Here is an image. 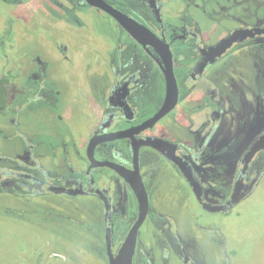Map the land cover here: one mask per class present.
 <instances>
[{
    "label": "rangeland",
    "instance_id": "374dc122",
    "mask_svg": "<svg viewBox=\"0 0 264 264\" xmlns=\"http://www.w3.org/2000/svg\"><path fill=\"white\" fill-rule=\"evenodd\" d=\"M110 1L146 23L150 19L144 0ZM187 2L190 6L195 4L206 9L205 17L208 19L202 22L206 34L201 30L205 43L221 36L222 24L223 34L243 26L264 28V0H166L165 4L175 8V11L178 8L182 11L179 6H185ZM14 3L17 4L0 0V77L4 76L18 86L7 105L21 107V110L15 116L13 109H0V156L5 157L3 163L9 162L8 165L14 167L18 158L29 162V155L36 150L46 159H51L59 147L57 139L60 134L67 140L72 133L74 138L69 141V148L76 156L77 165L84 158L85 138L89 132L85 124L83 94L74 104L77 108L75 122L65 126L58 122L57 117L60 100L58 98L57 102L55 99L59 97L55 89L58 81L43 83V86L50 88L49 92H45L49 100L38 103L27 101L30 95L24 90V85L32 71L37 69L35 61L38 59L48 62V73L57 80L70 72L78 76L80 83L84 75L87 84L90 82L86 80L87 75L94 74L90 84L96 83L107 74L104 53L107 50L101 47L107 45V41L120 40L127 46H132V42L124 37V32L113 19L90 6L75 9L73 15L81 23L77 25L69 20L65 11H60L61 5L72 10L69 0H25ZM180 11L178 14H181ZM217 12L223 14L220 20ZM231 15L238 16V23L229 19ZM177 16L165 20L169 30L180 26ZM74 41L87 45H80V54H74L73 60L67 62L61 57L65 53L59 51L58 43L69 42L71 45ZM87 46L91 47L90 51ZM97 47L101 48L98 53ZM92 56L97 57L100 64L90 63L88 59ZM134 61L147 72L148 85L142 105L147 114H151L163 96L162 77L151 59L136 55ZM192 84L194 86L186 88L180 96L178 109L161 121L159 135L169 139L172 125L174 136L190 135V130L194 131L198 125L206 122L199 113L217 118L216 111L223 104H226L225 112H230L233 108L230 105L234 101L249 109L243 114L235 112L231 123L223 116L218 129L220 139L216 149L225 148L228 154L225 159H220L221 167L216 174V179L224 182V188L207 194L206 200L220 202L232 186L240 154L250 144L264 120L259 116L264 117L263 110L257 111L259 120L255 119L254 112L261 102L257 99L258 93L264 89V35L234 43L219 60L205 69L202 78ZM29 85L36 87L35 83ZM250 94H255L254 102L247 98ZM228 95L231 99L227 98ZM54 115L56 122L51 119ZM238 119L250 122L241 128ZM186 122L190 128L185 125ZM27 141L33 145L34 151H30ZM207 155L208 151L202 150L200 158ZM203 163L205 167L210 164L204 160ZM149 165L141 163L142 175L150 174ZM151 166L155 170V178L163 186L155 192H174L170 213L176 221L175 225L167 220H160L156 224V219H146L142 224L140 233L143 239L153 240L150 252L155 264H184L179 257L180 247L203 264H264V171L254 190L226 213H210L198 206L190 189L171 164L155 156ZM106 171L113 183L111 170L98 169V172ZM6 181L9 180L0 182V264H108L103 250L101 206L94 196L45 195L19 199L16 197L17 191L8 188L9 182ZM125 199L133 202L127 189L120 188L114 200L122 202ZM168 199L169 195H166V201ZM166 249L168 252L165 253ZM198 250L202 258L198 257Z\"/></svg>",
    "mask_w": 264,
    "mask_h": 264
},
{
    "label": "flooded vegetation",
    "instance_id": "af4514ba",
    "mask_svg": "<svg viewBox=\"0 0 264 264\" xmlns=\"http://www.w3.org/2000/svg\"><path fill=\"white\" fill-rule=\"evenodd\" d=\"M69 1L72 3V10L66 9L67 7L63 8V5H61L60 11L61 13L65 11L71 22L81 25L80 20L73 13L76 7H86L88 4L84 0ZM106 1L142 23L151 31L156 39L159 41L164 40V42H157L154 39L153 41H136L112 16L98 9L113 19L122 32H124V37L132 42V46H127L125 42L120 40L116 42L107 41V45L101 47L107 50L104 51L106 54L105 60L107 59V74L104 77L98 81L96 80L95 84H90L91 80L94 79V74L87 75L86 80L90 81L87 84L85 83L84 75L80 83L78 76L69 72L57 80L48 73L47 61L36 60L37 69L32 71L31 74L29 73V77V74L27 75L28 79L24 85V90L30 95L27 99L28 102L33 101L38 103L37 101H48L49 99H46L45 92H49L50 88L43 86V83L58 81L57 88L55 89L56 94L59 96L55 97V99L57 98V102L58 98L60 100L57 115L58 122L68 126L69 122L71 124L75 122L77 108L74 104L78 102L81 94H83L82 99L86 104L84 107L86 112L85 124L89 130L85 138L84 158L82 157L83 159H80L76 165V156L70 152L69 148V141H72L74 138L72 137V133L67 140L60 134V138L57 139L59 147L55 151V157L51 159H46V157L40 155L38 150H36L29 155V162L18 158L14 162L17 166L14 167L9 166V162L6 163L5 161L3 163L2 160L5 157L0 156V182L9 180L6 181L7 183L9 182L8 188L16 190V197L19 199L23 197L41 198L45 195L94 196L101 206L103 250L107 256V261H109L108 251L113 257L119 252L122 253L123 243L137 222L140 203L134 191V184L138 186L140 181L147 196V209L135 233V245L131 256V264H155L150 252L153 240L149 238L143 239L140 233L143 227L142 224L146 222V219H156L154 221L156 224H159L160 220H167L172 225L176 223L170 213L174 204V192H155L156 189L163 187L161 181L155 178V170L151 166V162L155 156L162 158L172 165L178 176L190 189L198 206L210 213H226L235 204L230 208L219 211L205 209L204 204L219 206L231 200L232 195L239 196L245 192L244 195L246 196L254 190L260 180L264 171V149L256 151L251 157H249V149L256 139L264 134V120H262V126L259 127L257 133L249 141L250 144L243 150L236 162L232 186L230 185L226 197L220 202L206 200L207 194L214 192L216 189L224 188V182L217 180L216 174L221 167L220 159H225L228 154L225 152L227 151L225 148L221 150L216 149L220 139V137L218 139V129L223 121V116L231 123L233 121L232 115L235 112L243 114L249 110L238 101H234L233 105H230L233 107L230 112H225L224 108L226 104L220 105L216 111L217 118H214L213 115L212 117L204 116L196 110V113H199L203 122H206L198 125L194 131L190 130V135L185 137L174 136L173 125L171 126V137L169 139L159 135V132L161 121L169 113L172 114L178 109L180 99L182 98L180 96L184 90L192 88L194 86L192 83L202 78L205 69L219 60L228 48L246 38L241 41H232L224 50L220 49V47H212L236 30L261 27L243 26L233 28L223 34L222 24V27H220L221 31L219 32L221 36L213 42L205 43L202 39V31L204 32V27L202 26L204 23L202 22L207 21L208 18L205 17L206 9L204 6L201 8L195 4H191L192 6H190L187 2L185 6H179L182 11L179 8H176L177 11H175V8H170L165 4L166 0H144L150 14V19H147L146 23L143 19L136 18L130 12L118 7L115 2ZM21 2L23 3L25 0H21ZM179 11L181 14H178ZM176 15H178L181 33L177 25L175 29L169 30L165 23V20L168 21L172 17H176ZM221 18H223L222 12L219 13L218 20ZM229 19H233L235 23H238V16L231 15ZM67 33L64 35H67ZM84 44L78 41H74L71 45L69 42L58 43L60 47L59 51L65 53L61 57L67 62L69 60L72 61L73 55L78 53L80 45H87ZM88 46L87 48L90 51L91 47ZM101 48L97 47L96 53ZM136 55H143L144 58L155 62L157 71L162 77L163 96L157 102L156 108L151 114H147L144 104L142 105L144 91L148 85L146 83L148 76L144 67L140 69L138 67L139 63L134 61ZM92 59L94 61H91ZM96 59L97 57L92 56L88 60H90V63L94 62L95 65L97 62L100 64ZM167 65L170 67L175 81L176 98L174 102L171 98L166 100L167 83L165 71L167 70ZM3 77H0V79ZM30 83H35L36 87L30 86ZM2 86L4 88V104H0V109L4 111L6 108L10 109V111L13 109V114L17 116L21 107L14 105L8 107L7 103L12 99L13 90H18V86L7 78H4ZM250 95L247 98L252 99V102H254L255 94ZM227 98L231 99V96L228 95ZM257 99L262 102L258 104L260 108L257 105L256 111H254L255 119L259 120V116L264 118L261 115L257 116V111H264V89L261 90V93H258ZM244 102L247 101L244 100ZM171 104H173L172 108L151 121L162 108L165 106L169 108ZM51 119H54L56 122V115L52 116ZM248 122L250 121L243 122L238 119L241 128H244V125ZM173 124L176 127V120H174ZM205 124H210V126L207 127ZM185 125L190 128L187 122ZM27 144H29L30 151H34L33 145L29 141H27ZM202 150L203 152L208 151L206 158H200ZM203 160L210 162V164L205 167ZM141 163H148V165L150 163L149 175L144 176L141 174ZM115 166H120L119 170L124 174L118 172ZM81 168L82 170H80ZM100 168L111 170L114 178L113 183H111L110 178L107 176V171L106 173L98 172ZM211 187L215 188L212 189ZM120 188L127 189L128 196L133 201L132 203L127 199L122 202L114 200V195L119 193ZM166 195H169L167 201ZM211 206L209 207L211 208ZM106 230L109 248L108 244L106 247ZM175 241L179 245L178 240L175 239ZM177 250L179 252L178 248ZM166 251L168 252L167 249L164 250L165 253ZM180 251L179 257L184 264H203L196 257L193 259L182 247H180ZM198 257L202 258L199 250Z\"/></svg>",
    "mask_w": 264,
    "mask_h": 264
},
{
    "label": "water",
    "instance_id": "95a60500",
    "mask_svg": "<svg viewBox=\"0 0 264 264\" xmlns=\"http://www.w3.org/2000/svg\"><path fill=\"white\" fill-rule=\"evenodd\" d=\"M84 1L88 5H90L92 7H96L99 10H103L104 12H106L107 14L112 16V18H114L115 21L125 31H127L128 34L133 39H135L136 41H143V40L153 41V39H154L157 42H164V40L159 41L158 39H156L155 36L151 33V31L146 26H144L142 23H140L139 21H137L133 17L125 14L124 12L119 10L118 8L113 7L112 5L107 3L106 0H84ZM148 1H152V0H148ZM256 34H263L264 35V28H246V29L236 30L231 35L221 39L212 48H219L220 47V49L224 50L227 46H229V44L232 41H234V40L235 41H241L247 37H253ZM165 75H166V83H167L166 100L171 98V99H173V102H174V100L176 98L175 81L173 79L171 69H170V67H168V65H167V70L165 71ZM172 105L173 104H171L169 106V108L167 106L162 108L161 111L159 113H157V115L151 119V121H153L155 118H158L161 115H163L165 112H167L168 109L172 108L171 107ZM260 149H264V134L262 136L258 137L256 139V141L253 143V145L250 147V149H249L250 152L248 151L249 157H251L256 151H258ZM115 168L117 169L118 172H120L121 174H124L123 172H121L119 170V168H121L120 166H115ZM134 191H135L137 199L140 203V211H139L137 222L134 224L130 234L128 235V237L126 238V240L123 243V246H122L123 252L122 253L119 252L115 257H113L110 254V252L108 251V253H109L108 254V256H109L108 263L109 264H131V256L133 254L134 245H135V233H136L137 227L142 222V220L145 216L146 209H147V196H146L144 187L140 181H139L138 186L134 184ZM248 191H249V188H248ZM73 193H76V192H73ZM244 194H245V192H244ZM244 194L241 193L239 196H235V195L233 196L232 195L231 200H229L224 205L211 206L210 204L209 205L207 204L208 205L207 206L204 204V207H205V209H208L210 211L225 210L226 208H230V207H232V205L236 204L242 197L245 196ZM209 206H211V208ZM107 236H108V234H107V230H106L105 241H106V247L108 244V248H109V242H108Z\"/></svg>",
    "mask_w": 264,
    "mask_h": 264
},
{
    "label": "trees",
    "instance_id": "16d2710c",
    "mask_svg": "<svg viewBox=\"0 0 264 264\" xmlns=\"http://www.w3.org/2000/svg\"><path fill=\"white\" fill-rule=\"evenodd\" d=\"M8 2L9 4L14 3V2H20L19 0H3ZM89 6V5H88ZM77 8V7H76ZM79 8H82V6H80ZM85 8V7H84ZM0 43H1V33H0ZM4 81V78L0 79V104L3 105L4 104V88L2 86V83Z\"/></svg>",
    "mask_w": 264,
    "mask_h": 264
}]
</instances>
